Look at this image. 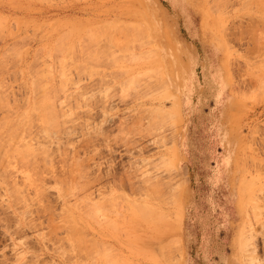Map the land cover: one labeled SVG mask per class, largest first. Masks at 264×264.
Masks as SVG:
<instances>
[{"label": "rangeland", "instance_id": "rangeland-1", "mask_svg": "<svg viewBox=\"0 0 264 264\" xmlns=\"http://www.w3.org/2000/svg\"><path fill=\"white\" fill-rule=\"evenodd\" d=\"M263 19L0 0V264H264Z\"/></svg>", "mask_w": 264, "mask_h": 264}, {"label": "bare ground", "instance_id": "bare-ground-1", "mask_svg": "<svg viewBox=\"0 0 264 264\" xmlns=\"http://www.w3.org/2000/svg\"><path fill=\"white\" fill-rule=\"evenodd\" d=\"M258 5V4H257ZM221 6V5H220ZM259 7V6H258ZM260 10H262V8L260 9ZM259 13H260V11H259ZM264 20V19H263ZM264 23V22H263ZM260 28V27H259ZM260 31V30H259ZM261 32V31H260ZM263 32V31H262ZM255 33V32H254ZM258 36V35H257ZM259 37V36H258ZM262 37V36H261ZM260 37V38H261ZM260 38H258V39H260ZM256 39V38H255ZM257 39V40H258ZM261 40V39H260ZM262 41V40H261ZM259 42V41H258ZM261 43V42H260ZM259 44V43H258ZM256 45H257V42H256ZM261 45V44H260ZM263 45V44H262ZM258 47V46H257ZM262 50V49H261ZM263 51V50H262ZM43 78V77H42ZM3 97V96H2ZM48 101V100H47ZM44 103V102H43ZM44 106H46V105H44ZM44 106H42V107H44ZM50 106V105H49ZM47 107H48V105H47ZM51 109V108H50ZM47 111H49V110H47ZM45 112V111H44ZM22 113H24V112H22ZM50 113V112H49ZM51 114V113H50ZM22 115V114H21ZM25 115V114H24ZM42 115V114H41ZM48 116V115H47ZM20 117V116H19ZM44 118V117H43ZM52 118V117H51ZM27 119V118H26ZM30 119V118H29ZM45 119V118H44ZM23 120V119H22ZM50 120V119H49ZM26 121V120H25ZM19 122V121H18ZM1 123V122H0ZM3 124V123H2ZM4 125V124H3ZM18 125V124H17ZM16 125V126H17ZM10 126V125H9ZM14 127V126H13ZM50 127V126H49ZM49 127L47 128V129H49ZM10 128V127H9ZM18 130V129H17ZM27 131V130H26ZM9 133V132H8ZM14 133V132H13ZM22 133V132H21ZM6 134V133H5ZM12 135V134H11ZM14 135V134H13ZM16 136H17V133H16ZM2 138V137H1ZM2 142V141H1ZM13 142V141H12ZM11 144V143H10ZM2 147V146H1ZM14 147V146H13ZM5 148V147H4ZM19 150V149H18ZM28 150H30V149H28ZM8 151V150H7ZM15 151V150H14ZM20 152V151H19ZM30 152V151H29ZM28 153V152H27ZM3 155V154H2ZM3 157V156H2ZM7 157V156H6ZM24 157H25V155H24ZM34 158V157H33ZM36 159V158H35ZM2 160H3V158H2ZM20 161H22V160H20ZM8 162H11L10 160L8 161ZM26 162H27V160H26ZM31 162V161H30ZM1 163V162H0ZM21 163V162H20ZM6 164V163H5ZM32 166V165H31ZM34 166V165H33ZM9 172V171H8ZM36 176V175H35ZM6 179V178H5ZM17 189V188H16ZM15 191V190H14ZM141 205V204H140ZM140 207V206H139ZM140 209V208H139ZM146 209V208H145ZM141 211V210H140ZM147 212V211H146ZM143 216V215H142ZM144 217V216H143ZM76 228V227H75ZM74 231V230H73ZM72 231V232H73ZM79 231V230H78ZM79 233V232H78ZM75 235V234H74ZM77 235H79V234H77ZM77 237V236H76ZM81 237V236H80ZM79 237V238H80ZM73 238H75V237H73ZM78 238V240L80 241V239ZM76 239V238H75ZM84 239V238H83ZM73 240V239H72ZM78 241V242H79ZM81 242V241H80ZM78 244V243H77ZM80 244V243H79ZM75 245H76V240H75ZM81 247V246H80Z\"/></svg>", "mask_w": 264, "mask_h": 264}]
</instances>
